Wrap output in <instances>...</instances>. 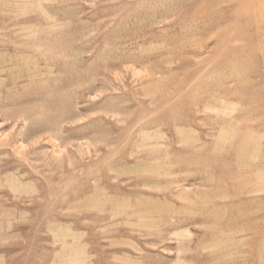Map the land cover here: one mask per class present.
Returning <instances> with one entry per match:
<instances>
[{
    "label": "rangeland",
    "instance_id": "obj_1",
    "mask_svg": "<svg viewBox=\"0 0 264 264\" xmlns=\"http://www.w3.org/2000/svg\"><path fill=\"white\" fill-rule=\"evenodd\" d=\"M0 264H264V0H0Z\"/></svg>",
    "mask_w": 264,
    "mask_h": 264
}]
</instances>
